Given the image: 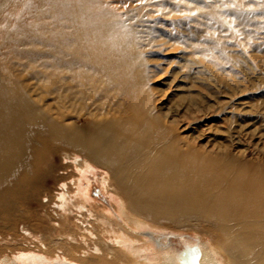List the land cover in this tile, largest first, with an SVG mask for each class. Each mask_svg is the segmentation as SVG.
Returning a JSON list of instances; mask_svg holds the SVG:
<instances>
[{"label":"bare ground","instance_id":"bare-ground-1","mask_svg":"<svg viewBox=\"0 0 264 264\" xmlns=\"http://www.w3.org/2000/svg\"><path fill=\"white\" fill-rule=\"evenodd\" d=\"M133 1L0 0V214L35 187L47 196L26 235L10 224L0 237V264L38 243L44 256L16 264L56 250L76 264H264V80L234 76L225 100L189 81L188 100L165 110L155 83L185 78L175 62L195 55L215 78L240 54L264 69V0ZM94 167L119 218L88 202ZM51 172L59 195L43 188ZM126 225L194 230L199 245L149 260Z\"/></svg>","mask_w":264,"mask_h":264},{"label":"rangeland","instance_id":"rangeland-1","mask_svg":"<svg viewBox=\"0 0 264 264\" xmlns=\"http://www.w3.org/2000/svg\"><path fill=\"white\" fill-rule=\"evenodd\" d=\"M113 6L117 7L119 10H124L126 8H129L131 6H137V2L133 0H108ZM166 6H162V11H167L168 9L165 8ZM165 18L169 17L164 15ZM202 34V27L195 26L194 29V35L198 38L196 39V42H201L205 38L201 35ZM212 45V44H209ZM173 55V54H169ZM194 60L196 59V63H189L186 64L185 58L180 57L178 60H176L174 66L181 67L180 74H185V78H179L170 80V74H167L164 76V78L156 81V85L158 87H162L166 92L164 93L163 101L165 102L164 110L167 109V106H174L176 104H179L181 101L188 100L187 95V88L186 85H184L186 82L191 81L193 84H200L201 86H207L206 91L211 93L212 95H216L221 100H225L228 91L227 89L231 88V81H233L234 76H238L242 82L240 84L246 85L247 87H250L254 85L255 83H259V80H264V75L261 73L260 70H264L261 67H254V68H246L247 63L245 62V55L240 54L238 56L239 58L236 60V64H232L231 62H227V66H232L235 73L232 75L229 73H225L220 78H215L213 75L208 74L206 69H200L199 68V60L200 57L198 55L193 56ZM214 54L210 53V56L207 58H210L211 60H214ZM215 63V62H212ZM217 64V63H215ZM174 68V67H173ZM176 70V68H175ZM264 73V71H263ZM260 76V79L258 78ZM169 79V80H168ZM160 84V85H158ZM248 91V90H247ZM253 94V95H252ZM252 94H249L253 98V96H257L258 94L253 92ZM247 96V93H241V95H235L234 100L239 97ZM166 100V101H165ZM251 156L250 152L247 151L245 153V157L249 158ZM55 163L57 164L59 162V156H54ZM76 171L75 169H73ZM94 173L87 172L86 175L90 177L89 182L87 184V190L86 192L89 195L88 202L89 203H98L99 206L109 208L114 213L117 214L115 211V202H113L111 196L109 193L102 188L101 186V178L103 172L99 170L98 168L94 167ZM57 173V172H56ZM77 173V171H76ZM54 172H51L48 174L44 180L42 181L43 188L47 189L48 193L52 195H59L61 191H57L56 188H58V184L56 183V180L53 177ZM82 181L85 185V178L82 176ZM47 196L43 194L42 188H34L33 195L26 196V197H18L15 198L14 201V208L9 210V212H4L0 214V237H5L8 239L10 236L8 233L12 230L8 228L10 224H13L15 227L14 230H18L19 233H23L21 230V227H27V225H31V227L34 225V223L37 222L38 218L44 215L45 208L42 206L43 204H46L47 202ZM116 199V197H115ZM53 200L57 201L58 196H54ZM49 207H55V204L52 202H49ZM50 208H47V210ZM70 215H74V218H79V220L82 219L81 216H79L75 212L68 213ZM118 216V214H117ZM119 218V216H118ZM74 219V220H75ZM78 224H80V222ZM121 220V219H120ZM83 226V225H82ZM126 228L134 233L137 234L139 237H145L148 238L149 241L148 244L152 246L151 251H146L143 256H146L149 260L156 259L158 257L157 250L158 248L160 250L162 249H170L171 251H181L184 246L187 244L185 243L187 239L192 240L193 246L195 244L199 245L197 240V235L194 232V230H172V229H165V228H156V227H150V226H141V227H128L126 225ZM26 235L25 233H23ZM31 240V237H29ZM28 243V242H24ZM29 244V243H28ZM25 245V244H24ZM39 248H41V251H38L37 247L33 248L32 244L30 245V248H27V250H16L14 252H11L9 256V264H16L18 253L19 252H32L34 254H38L41 256H44V253L42 252L44 248L41 244H39ZM142 256V257H143ZM48 259L44 264H76L74 261L69 259L66 255L61 253L60 250H56L55 253L52 255H47ZM38 261V260H36Z\"/></svg>","mask_w":264,"mask_h":264}]
</instances>
